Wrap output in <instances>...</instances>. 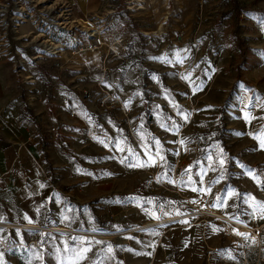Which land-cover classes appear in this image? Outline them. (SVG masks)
<instances>
[{"label":"rangeland","instance_id":"rangeland-1","mask_svg":"<svg viewBox=\"0 0 264 264\" xmlns=\"http://www.w3.org/2000/svg\"><path fill=\"white\" fill-rule=\"evenodd\" d=\"M36 1L27 0L23 13H14L7 27L0 26V38L8 30L6 42L0 40L12 78L6 95L41 103L51 118H59L57 107L66 109L68 120L53 118L56 127L51 130V124H37L21 104L54 186L39 222L83 232H39L45 240L52 238L38 241L44 252L58 238L71 248L104 246L118 237L130 242L162 230L110 231L177 213L164 206L166 187H176V179H182L172 170L176 158L188 160L183 166L188 175L205 168L208 189L210 176L225 179L223 189L234 185L238 194L248 189L246 181L254 180L253 174L260 181L254 180V186H264V0H99L87 14L113 19L112 32L127 37L129 45L128 53L109 61L100 52L38 56L33 23L39 16L32 5L58 13L67 1ZM162 23V31L156 32ZM70 34L58 30L56 39L66 41ZM104 91L120 97L128 116L118 106L102 110L98 97ZM113 111L119 117L102 123ZM195 139L202 141L197 150L189 144ZM146 156L149 171L140 165ZM238 179L242 184L235 185ZM71 185L75 189L70 194L61 192ZM186 203L178 213L191 208ZM97 229L106 238L95 236Z\"/></svg>","mask_w":264,"mask_h":264},{"label":"crops","instance_id":"crops-1","mask_svg":"<svg viewBox=\"0 0 264 264\" xmlns=\"http://www.w3.org/2000/svg\"><path fill=\"white\" fill-rule=\"evenodd\" d=\"M66 1L72 5V14L76 13L79 17L87 15V11L99 3V0ZM5 60L0 53V218L41 223L40 214L51 204L49 199H52L54 186L45 175L39 142L31 134L33 124L22 118L21 104L25 106L24 110H31L37 118V124L41 126H55L52 125L56 121L53 118L67 121V113L66 109L60 106L55 113L61 120L56 116L51 118L48 108H44L41 103H30L28 99L22 103L21 97L19 99L16 95H6L12 78L7 71ZM119 115L113 111L101 121L110 123L112 116ZM173 163L174 174L187 172L183 166L188 164V160L176 158ZM149 164L150 157L146 156L140 165L149 171ZM190 168L192 167L188 169ZM206 171L205 168L197 169L193 174L176 179V187L165 186L169 193L164 195L167 201L164 206H170L171 210L178 213L186 208L184 203L187 204V201L188 204L195 203L201 211L204 209L206 212H213L217 208L224 213L239 215L252 221L254 212L260 209L259 204L264 203L263 195L254 186L256 182L252 179L245 180L248 189L238 194L234 185L223 189L225 179L214 181L210 176L211 184L208 189ZM11 177L14 178L13 184L9 183ZM241 182L242 179H238L233 183L238 185L242 184ZM204 188L208 194H205ZM218 194L220 199L217 198ZM175 219L177 217L164 216L144 221L146 225L158 226L162 230L148 231L130 242L118 237L104 246L97 243L71 248L64 240L58 238L50 243L45 252L37 246L39 240H45L41 233L0 229V264H71L76 260L75 253L85 247L91 250L86 254L87 258L77 261V264H204L207 245L222 249L230 244L221 225L214 219L195 223L185 219L174 222ZM168 225L169 227H166ZM49 226H52L51 229L70 228L64 224ZM33 228L38 227L33 225ZM110 231L111 235L127 232ZM77 232L83 233L81 230ZM109 248L112 249L111 252L108 251ZM212 254L215 257V253ZM167 255L172 258L171 263L165 260Z\"/></svg>","mask_w":264,"mask_h":264},{"label":"built area","instance_id":"built-area-1","mask_svg":"<svg viewBox=\"0 0 264 264\" xmlns=\"http://www.w3.org/2000/svg\"><path fill=\"white\" fill-rule=\"evenodd\" d=\"M26 1L0 0V26L7 27V19L13 18L15 15L17 16L14 13H23L26 9ZM33 1L38 2L36 0ZM36 5L35 3L32 7L39 16V22L33 23L36 28V44L39 46L40 51L37 54L38 56H51L57 53L79 54L100 52L104 54L103 60L109 61L110 57L129 52L127 37L124 35L119 36L112 32L115 22L113 19H106L99 13L87 14L78 19L74 18L68 1L67 4L63 3L58 13H55L52 7L38 8ZM50 5V3L46 4V6ZM34 19H37V16ZM58 30L61 34L71 33L70 37L66 41L57 40L56 35ZM7 33L8 30L4 28L0 38L1 41L5 40L6 42ZM98 104L103 111H108L118 106L122 114L128 116V111L120 97L108 91H104L99 95ZM73 114L72 112L71 115ZM50 129L55 130V126H51ZM201 142V139H195L194 144H189L194 150H197ZM196 167V164L193 165V168ZM185 176L186 173L175 174V178H183ZM9 183H14L13 177L9 178ZM74 188L71 185L66 190H61V192L70 194ZM259 192L264 197V186L259 187ZM209 203L211 204L210 201ZM190 206L191 208L186 212L169 215V217H177L174 221L188 219L190 223L206 222L208 219H214L221 225L224 234L230 240L229 246L222 249L207 245L206 264H264V211L258 209L254 212L252 221H248L239 215L224 213L216 207L213 212H204L195 203H191ZM165 211H170L169 206H165ZM33 225H36L38 228H33ZM51 227L42 223H30L15 219L0 218V229H19L29 232H41L43 234L54 233L59 236L83 234L77 232L81 230L78 228L70 227L69 230H63L51 229ZM129 228H131L129 232L113 235L142 232L153 228V226L141 222L123 229H118L116 232ZM98 237L106 238V236ZM51 239L47 238L45 241L48 242ZM41 245V243L37 244L39 248H41ZM212 253H215V257L212 256ZM165 258L168 259L169 256L167 255Z\"/></svg>","mask_w":264,"mask_h":264},{"label":"snow or ice","instance_id":"snow-or-ice-1","mask_svg":"<svg viewBox=\"0 0 264 264\" xmlns=\"http://www.w3.org/2000/svg\"><path fill=\"white\" fill-rule=\"evenodd\" d=\"M185 118H187V117H185ZM261 144H262V146H264V138H261ZM121 150H122V149H121ZM222 163H223V161H221V164H222ZM141 166H142V165H141ZM252 178H253L254 180H257L258 182H260V181H259V178H258L256 175L253 174V175H252ZM252 199L254 200L255 198L253 197ZM259 208H260L261 211H264V203H260V204H259ZM93 230H95V229H93ZM238 234H239V233H238ZM90 250H91V249L88 248V247H85V248L80 249L79 252H76V253H75L76 260H75V261H72L71 264H76L77 261L86 259V258H87V255H86V254H87ZM108 251L111 252L112 249L109 248Z\"/></svg>","mask_w":264,"mask_h":264},{"label":"bare ground","instance_id":"bare-ground-1","mask_svg":"<svg viewBox=\"0 0 264 264\" xmlns=\"http://www.w3.org/2000/svg\"><path fill=\"white\" fill-rule=\"evenodd\" d=\"M139 2H141V1L139 0ZM139 7H143V6H139ZM163 26H164L163 23L160 24V25H159V28H158V30H157L156 32L160 33L159 31H160V30L162 31ZM156 32H155V33H156ZM203 211H204V209H203ZM214 211H215V210H214ZM204 212H206V211H204ZM96 236H100V237L105 236V232H104V230H103V229H97V231H96Z\"/></svg>","mask_w":264,"mask_h":264},{"label":"trees","instance_id":"trees-1","mask_svg":"<svg viewBox=\"0 0 264 264\" xmlns=\"http://www.w3.org/2000/svg\"><path fill=\"white\" fill-rule=\"evenodd\" d=\"M230 14H232L231 11H230ZM235 21H237V16H235Z\"/></svg>","mask_w":264,"mask_h":264}]
</instances>
